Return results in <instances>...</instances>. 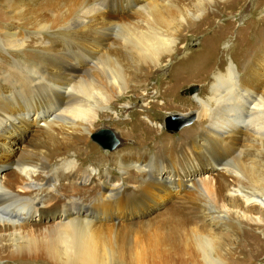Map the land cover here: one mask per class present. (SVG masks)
Here are the masks:
<instances>
[{
    "label": "bare ground",
    "instance_id": "1",
    "mask_svg": "<svg viewBox=\"0 0 264 264\" xmlns=\"http://www.w3.org/2000/svg\"><path fill=\"white\" fill-rule=\"evenodd\" d=\"M119 1L0 0L4 19L21 32L17 36L11 27L0 28V48L10 58L0 63L2 144L7 145L12 137L3 130L21 121L26 105L31 103L39 112L36 115L51 107L57 110L35 125L38 135L29 150L22 148L15 160L0 153L14 166L0 179V264H119L135 258L132 239L148 231L168 246L165 254L182 250L200 264H226V259L243 253L239 228L253 232L264 225V94L260 92L264 53L245 64L240 79L232 67L225 73L217 69L209 95L202 97L198 89L194 93L196 120L206 122V127L200 133L205 144L193 147H197L195 154L202 150L199 154L214 165L215 173L192 183L174 177L185 193L159 217L141 225L95 226L93 218L99 210L133 199L122 194V182L110 185L107 178L98 182L97 193L82 192L96 177L95 168L79 172L81 188H63L84 166L78 158L90 134L111 133L119 143L113 150L121 144L113 130L96 132V126L127 94L139 89L142 79L161 71L162 59L173 56L177 33L189 25L174 12H184L194 22L205 12L200 2H213L200 0L193 15L184 8L192 0L131 2L136 9L126 22L125 17L105 11ZM30 34L33 38L27 42ZM45 37L57 43L43 47L48 43ZM34 44L39 52L29 59ZM128 107L129 102L125 110ZM186 118L169 119L177 127ZM143 125L137 121L133 127ZM120 163L126 172L136 171L140 181L151 179L152 161L143 154L135 162L122 157ZM151 185L145 182L142 193H149ZM258 212L263 216L257 217ZM32 216L37 220L28 225ZM253 240L245 238V243Z\"/></svg>",
    "mask_w": 264,
    "mask_h": 264
},
{
    "label": "rangeland",
    "instance_id": "2",
    "mask_svg": "<svg viewBox=\"0 0 264 264\" xmlns=\"http://www.w3.org/2000/svg\"><path fill=\"white\" fill-rule=\"evenodd\" d=\"M148 1L154 2V0ZM199 1L192 0L189 5L184 7L189 15H193L198 9L197 2ZM131 2L143 3L142 0H121L119 4L111 5L110 9L107 8L105 11L108 14H117L121 18L125 17L122 19L127 22L129 21L128 16L135 13L136 9H132ZM200 3L205 8L200 20L190 22V18L184 12H174L178 19L180 17L183 20L187 19L186 22L189 25L177 33L174 54L162 59L161 71L156 70L153 77L142 79L139 83L141 86L137 91L127 94L122 101L118 102L116 109L109 113V117L99 120L96 132L102 128H110L120 140L119 147L115 150L103 149L100 144L91 141L94 133L90 134L89 143L83 148V153L78 158L84 166L80 168L81 171L76 172V176L63 183L65 190L71 189V187L81 188L77 184L78 174L83 173L85 169L95 168L97 169L96 177L93 176L90 185L83 186L82 192L97 193L99 191L98 182L107 178L110 185L116 184L118 181L122 182L123 195H133L129 204L120 202L109 209L101 212L99 210L96 217L93 218L95 226L108 228L114 223L115 225L119 223L147 224L151 221L150 218L154 220L159 217V213H164L175 206L179 197L185 193L180 187L181 183L178 184L174 177H180L181 181L186 182L183 180L186 179L192 183V180L200 176L215 173L214 165L199 154L202 150L195 154L197 147H193L194 143L205 144L200 133L204 132L206 127V122L201 123L196 120L198 102L195 100L196 94L194 93L198 89L196 93L202 97L206 98L209 95L210 90L208 89L212 83V74L217 69L225 73L232 67L240 79L244 73L245 64L254 55L258 56L264 53V0H213L211 5L202 1ZM0 18L3 19H1L0 28L11 27L8 24L9 21L5 20L6 15L2 8H0ZM11 28L16 30L17 36L21 35V32L17 31L13 25ZM32 38L33 36L30 34L26 37V41L28 42ZM46 39L48 43H44L43 47H53V44L57 43L54 38L47 37ZM208 40H212V43ZM38 52L34 44L27 58H34ZM1 61L8 63L10 58L0 48V63ZM82 65L88 68L92 67L85 63ZM187 65L188 68L185 69ZM176 71H180V73L174 78ZM191 89L192 93L189 95ZM4 91L7 92L8 89L5 88ZM260 92L264 94V85ZM128 102L130 107L125 110ZM26 106V110L21 109L23 113L21 121L17 125L13 123L3 130L7 134H12L8 144H2L3 139H0V153H7L12 160L20 155L22 148L23 151L30 149L29 143L31 140L33 141L34 136L38 135L35 125L57 111L51 107L47 112L36 115L39 112L32 107L31 103ZM146 107H150V109ZM177 115L188 116L187 119H191L192 122L177 132L170 133L165 129V121ZM137 121L144 125L136 130L133 125L135 126ZM152 136H155L156 140L150 141ZM140 154L152 161L149 181H140V176L136 171L129 170L127 173L120 163L122 157L123 160L135 162ZM139 162L140 165L145 163L143 159ZM8 163L6 158L0 157V179L5 173L13 171L14 166ZM56 166L59 167V164ZM145 182L152 184L149 193H142L144 190L142 186ZM126 201L130 202L129 199ZM260 215L263 216L259 212L256 214L257 217ZM36 220V216H32L28 225L33 224ZM247 233L250 234L249 238L254 239L253 243L248 245L245 243V238H248ZM223 235L226 238L230 236L228 232ZM239 238L243 243V253L236 255V258L226 259V264H264V225L259 224V227H255L253 232H247L245 227L241 231L239 228ZM132 241L134 242L132 252L134 251L135 258L123 259L119 264H200L196 259L184 254L182 250L177 254H165L168 246L162 244L151 231L136 233ZM184 245L187 243L184 242Z\"/></svg>",
    "mask_w": 264,
    "mask_h": 264
},
{
    "label": "water",
    "instance_id": "3",
    "mask_svg": "<svg viewBox=\"0 0 264 264\" xmlns=\"http://www.w3.org/2000/svg\"><path fill=\"white\" fill-rule=\"evenodd\" d=\"M192 93V89L190 90V94ZM191 119H187L185 121H182V124H177L178 126L175 127L174 124L171 122L170 119L166 120V124H165V129L168 132H176L178 131V129L184 125H188L191 123ZM177 122V121H176ZM92 142L96 143V144H100V146L103 149H109V150H113L116 145H118L113 137V135L111 133H108L107 131H99L98 133H96L94 136L91 137Z\"/></svg>",
    "mask_w": 264,
    "mask_h": 264
}]
</instances>
